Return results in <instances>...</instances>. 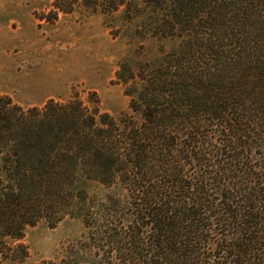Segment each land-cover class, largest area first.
<instances>
[{
	"label": "trees",
	"instance_id": "trees-1",
	"mask_svg": "<svg viewBox=\"0 0 264 264\" xmlns=\"http://www.w3.org/2000/svg\"><path fill=\"white\" fill-rule=\"evenodd\" d=\"M75 5L175 44L120 59L118 117L96 92L0 95V257L69 216L87 264H264V0H57L55 16Z\"/></svg>",
	"mask_w": 264,
	"mask_h": 264
},
{
	"label": "rangeland",
	"instance_id": "rangeland-1",
	"mask_svg": "<svg viewBox=\"0 0 264 264\" xmlns=\"http://www.w3.org/2000/svg\"><path fill=\"white\" fill-rule=\"evenodd\" d=\"M55 1L0 0V95L42 106L51 98L96 92L103 110L115 117L130 113L129 96L116 80L118 62L127 52L151 57L175 42L136 36L121 9L106 14L75 5L55 16ZM85 232L76 217L53 227L40 221L25 229L10 259L0 257V264H87L92 251L79 243Z\"/></svg>",
	"mask_w": 264,
	"mask_h": 264
}]
</instances>
